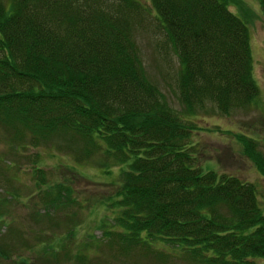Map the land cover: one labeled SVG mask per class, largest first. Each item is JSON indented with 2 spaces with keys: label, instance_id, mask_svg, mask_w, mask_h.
I'll list each match as a JSON object with an SVG mask.
<instances>
[{
  "label": "trees",
  "instance_id": "1",
  "mask_svg": "<svg viewBox=\"0 0 264 264\" xmlns=\"http://www.w3.org/2000/svg\"><path fill=\"white\" fill-rule=\"evenodd\" d=\"M150 1L178 60L182 110L146 70L136 39L149 14L141 0H0V126L17 150L52 142L68 151L78 141V161L100 152L126 163L108 202L112 216L95 244L113 257L141 252L156 258L173 250L192 263L257 264L255 257H264L257 186L202 168L191 119L207 103L227 114L258 97L251 11L241 0ZM258 3L264 16V0ZM236 138L264 175L259 140L244 132ZM35 170L43 182L44 169ZM72 190L62 182L43 188L44 208L65 213L78 202ZM73 213L64 214L65 222ZM89 247L87 241L76 248L78 264ZM50 249L47 244L44 252ZM54 258L61 259L57 252Z\"/></svg>",
  "mask_w": 264,
  "mask_h": 264
},
{
  "label": "rangeland",
  "instance_id": "2",
  "mask_svg": "<svg viewBox=\"0 0 264 264\" xmlns=\"http://www.w3.org/2000/svg\"><path fill=\"white\" fill-rule=\"evenodd\" d=\"M141 2L149 14H145L140 22L136 39L146 70L169 102L177 110H182L176 94L177 57L165 45L151 1ZM241 2V6L251 11L247 24L253 75L259 85V95L247 107L227 114L211 103L196 110L191 115L198 126L193 140L203 169L227 172L256 184L264 213V175L256 169L236 138V133L244 132L258 139L264 150V16L258 0ZM230 8L245 20V15L236 5L232 4ZM163 46L167 48V53ZM4 132L0 126V264H78L74 252L87 241L93 247L82 251L88 256L84 264H99L95 258L105 261V264H199L176 255L173 250L163 257L155 258L150 253L140 252L117 258L112 256L108 247H95L98 237L101 238L103 224H108L106 218L110 220L112 216L108 202L112 201L110 197H115L114 191L120 184V173L126 168V163L113 162L100 152L81 155L78 161L73 152L81 147L78 141H73V147L68 151L58 150L52 142H40L35 146L29 144L17 150L13 147L15 143L8 140ZM36 166L44 169L45 179L41 183L38 182ZM57 182L70 185L78 201L66 207L65 213L60 207L55 210L44 208L42 189L53 188ZM72 211L73 216L65 222L64 214L72 215ZM22 238L32 245L31 248L22 245ZM47 244H51L53 249L45 253ZM61 244L65 245L61 247ZM62 249L68 254L63 255ZM56 252L62 260L54 258ZM255 261L264 264V257H255Z\"/></svg>",
  "mask_w": 264,
  "mask_h": 264
}]
</instances>
